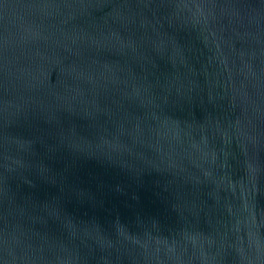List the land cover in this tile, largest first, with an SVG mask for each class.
I'll return each instance as SVG.
<instances>
[{
	"label": "water",
	"instance_id": "1",
	"mask_svg": "<svg viewBox=\"0 0 264 264\" xmlns=\"http://www.w3.org/2000/svg\"><path fill=\"white\" fill-rule=\"evenodd\" d=\"M0 264H264V0H0Z\"/></svg>",
	"mask_w": 264,
	"mask_h": 264
}]
</instances>
